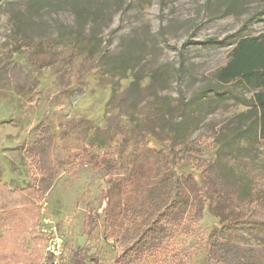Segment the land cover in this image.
I'll return each instance as SVG.
<instances>
[{
  "label": "rangeland",
  "instance_id": "1",
  "mask_svg": "<svg viewBox=\"0 0 264 264\" xmlns=\"http://www.w3.org/2000/svg\"><path fill=\"white\" fill-rule=\"evenodd\" d=\"M216 1L0 0V181L38 192L29 194L26 208L0 217V264H48L38 233L43 213L63 235L60 264L79 247L100 264H207V247L216 243L217 257L229 240L264 260V234L228 227L236 214L217 197V190L242 197L249 180L264 184V142L241 151L214 144L224 128L250 125L237 119L246 111L238 99L226 94L196 116L190 138L204 137L201 166H186L157 145L165 146L176 100L213 83L238 38L264 33L256 0L224 17ZM21 37L63 39L65 47L19 53ZM76 38L94 46L93 54L69 48ZM120 60L124 75L109 70ZM160 70L171 72L165 82ZM157 105L163 115H145ZM85 153L95 155V164L81 161ZM102 160L114 167L104 169ZM165 162L172 176H190L199 190L186 216H140L132 225L122 219L106 235L103 219L84 226L106 187L120 181L113 205L134 201Z\"/></svg>",
  "mask_w": 264,
  "mask_h": 264
},
{
  "label": "trees",
  "instance_id": "2",
  "mask_svg": "<svg viewBox=\"0 0 264 264\" xmlns=\"http://www.w3.org/2000/svg\"><path fill=\"white\" fill-rule=\"evenodd\" d=\"M249 0H217L216 13L221 16H233L241 12L248 4ZM260 4L261 12H264V0H256ZM89 15L82 14V18H88ZM21 42L19 53L38 50H50L57 47H65L63 39L32 41L29 38L21 37L17 39ZM69 48L78 50H87L91 55L94 52V46L86 45L81 39H70ZM123 61L111 65L109 70H115L120 75H124ZM156 74L163 76L162 82H165L170 71L160 70ZM153 78V76H152ZM238 89H243L250 93L249 97L238 95ZM210 94L212 97L208 98ZM226 94L237 98L240 105L246 108L245 112L237 115L239 120L250 121L245 129L226 127L222 130L223 134H216L214 144L221 151H241L246 150L247 146L264 142V33L258 36L245 35L238 38L230 51L227 62L218 68L214 74V82L190 97L188 101L184 97H179L175 106L170 109V115L173 121L165 127L166 139L157 142L159 147H166L174 158L183 160L186 166H201L202 160L198 158L203 146L202 135L191 139L195 132L197 122L196 116L204 111L206 103L212 104L214 100L220 101ZM210 99L212 101H210ZM210 101V102H209ZM164 108H170L166 105ZM166 111V110H165ZM162 108L152 106L145 115L153 117L163 115ZM154 118V117H153ZM179 118V121H176ZM163 126V125H162ZM161 129V125L155 126ZM244 142L245 145H242ZM81 161L86 164H95V155L85 153ZM104 169L108 170L114 165L107 161H100ZM169 163L165 162L163 173L157 175L152 184L144 189L134 201L117 203L113 205V197L119 194L120 181H115L106 187L98 196V204L95 209H89L84 218V226L91 228L93 225H100L105 232L115 229L116 225L122 219L128 225L140 216L146 219L156 216L163 217L177 212L181 218L186 216L189 210L200 200L199 190L196 188L193 179L181 173L179 176H172L168 171ZM246 189L242 197L227 195L218 191L217 197L229 203L236 214V218L228 223V227L242 230H253L264 234V184L255 180H249L246 183ZM34 188L28 187L22 190H11L0 181V217L3 214H9L12 210L26 208V203L37 195ZM31 194V196H29ZM28 206V205H27ZM28 208V207H27ZM25 216V214H24ZM115 226V227H114ZM128 228L127 225L124 229ZM108 235V234H107ZM109 234L107 238L111 239ZM218 246L212 243L207 247L205 262L207 264H264L263 258L258 256L252 249H245L236 246L231 240L221 246L217 257L214 254V248ZM100 264L98 258L88 256L87 251L79 247L70 252V257L65 264ZM48 264H52L51 257H47Z\"/></svg>",
  "mask_w": 264,
  "mask_h": 264
},
{
  "label": "built area",
  "instance_id": "3",
  "mask_svg": "<svg viewBox=\"0 0 264 264\" xmlns=\"http://www.w3.org/2000/svg\"><path fill=\"white\" fill-rule=\"evenodd\" d=\"M38 233L45 242V254L51 257L52 264H60L63 255V235L58 226L44 213L40 217Z\"/></svg>",
  "mask_w": 264,
  "mask_h": 264
}]
</instances>
